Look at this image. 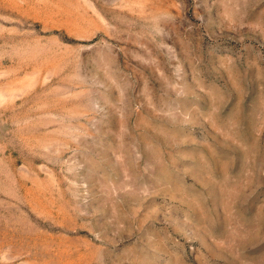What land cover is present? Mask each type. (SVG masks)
<instances>
[{"label": "rangeland", "instance_id": "obj_1", "mask_svg": "<svg viewBox=\"0 0 264 264\" xmlns=\"http://www.w3.org/2000/svg\"><path fill=\"white\" fill-rule=\"evenodd\" d=\"M0 264H264V0H0Z\"/></svg>", "mask_w": 264, "mask_h": 264}]
</instances>
